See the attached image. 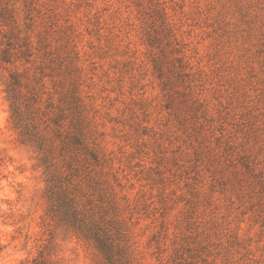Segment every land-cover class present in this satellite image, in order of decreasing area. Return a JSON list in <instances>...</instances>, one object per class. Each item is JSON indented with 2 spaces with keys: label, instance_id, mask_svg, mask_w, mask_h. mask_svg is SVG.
I'll return each mask as SVG.
<instances>
[{
  "label": "rangeland",
  "instance_id": "1",
  "mask_svg": "<svg viewBox=\"0 0 264 264\" xmlns=\"http://www.w3.org/2000/svg\"><path fill=\"white\" fill-rule=\"evenodd\" d=\"M37 261L264 264V0H0V264Z\"/></svg>",
  "mask_w": 264,
  "mask_h": 264
},
{
  "label": "trees",
  "instance_id": "2",
  "mask_svg": "<svg viewBox=\"0 0 264 264\" xmlns=\"http://www.w3.org/2000/svg\"><path fill=\"white\" fill-rule=\"evenodd\" d=\"M4 58L6 57V51H4ZM71 127H73L75 130H77V133L71 132L68 134V139L65 140V144L72 145V147L75 146V148H82L87 150L86 146L84 145L83 139L81 137V129L78 126V122H71ZM89 154L92 159H96V154L92 152L91 150L89 151ZM54 187H57V185H54ZM52 197V201L55 202L53 203V211L55 212V216L58 220L61 221H66L72 224L73 223H78L77 226L80 228L81 225H84V227L88 228L90 235L92 238L95 240L97 244V239H99V246L105 254H107V258L111 259V244L107 242V239L105 238V235L101 238H97V216L94 212H88L90 219H86L85 217V208H79L77 205L73 209H71L73 206L66 200V196L63 195L62 198H59L58 196L55 195ZM74 196L72 197V199ZM71 199V200H72ZM74 204H76L78 201L77 199L74 198L73 200ZM68 206V208L66 207ZM79 214H83V216H78ZM37 264H44L42 261H37Z\"/></svg>",
  "mask_w": 264,
  "mask_h": 264
}]
</instances>
